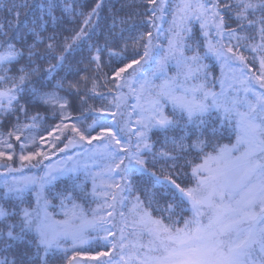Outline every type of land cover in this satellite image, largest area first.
<instances>
[{
    "label": "snow or ice",
    "instance_id": "1",
    "mask_svg": "<svg viewBox=\"0 0 264 264\" xmlns=\"http://www.w3.org/2000/svg\"><path fill=\"white\" fill-rule=\"evenodd\" d=\"M0 3V10L11 16L0 21V122L15 121L10 131L0 134V168L22 172L26 163L35 167L32 161L37 157L41 158L37 164L51 160V149L77 148L79 157L67 155L45 165L39 179L21 175L5 180L0 200L16 202L0 203V246L23 247L11 260L0 259V264H80L78 257L92 251L84 247L89 240L99 243L88 259L108 257L100 264H264V91H257V85L264 90V0H179L172 12L167 49L152 57L150 72L141 61L147 63L150 57L152 31L132 41H145L139 58H126L107 44L93 43L86 60L70 65L65 53L77 41L90 39L86 28L95 10L85 27L61 46L55 35H43L48 23L43 16L19 38L10 37L20 23L19 9L28 5L13 0ZM144 3V23L155 28L165 11L164 0ZM52 7L50 0L49 15ZM130 21L131 17L121 23ZM194 22L199 23L203 40L193 33ZM202 47L205 56L211 54L220 63L219 78L213 76L211 65L203 63ZM241 49L258 54L254 59L259 60V75H251ZM105 53L109 59L118 57L121 66L105 75L101 85ZM80 63L86 67L80 68ZM134 65L140 67L125 75ZM60 71L65 75L56 79ZM101 87L111 96L110 106L93 107L90 100L109 99ZM129 98L134 103L129 104ZM168 105L170 112L165 110ZM77 106L91 114L85 118L91 124L73 120ZM49 117L59 120L48 130L49 136L69 135L60 147L61 136H54L49 150L41 151L46 138L32 132ZM231 135L235 144L220 143ZM13 137L20 142L19 153L14 151ZM193 155L199 163L192 162ZM14 156L18 167L13 166ZM98 161L102 163L97 165ZM158 162L167 167L157 169ZM90 164L100 170H89ZM184 165L191 168L193 187L177 182ZM144 176L151 178L148 188L135 179ZM61 178L66 183L52 193V199L59 200L64 219L55 220L43 192ZM88 179L91 190L85 186ZM37 184L40 191L33 207L25 196ZM169 193L171 198L164 199ZM130 197L134 199L127 204ZM86 203L96 207L86 212ZM185 205L190 218L181 215ZM153 208L167 213L168 223L163 216L153 217L149 210ZM144 236L146 244L140 242Z\"/></svg>",
    "mask_w": 264,
    "mask_h": 264
},
{
    "label": "trees",
    "instance_id": "2",
    "mask_svg": "<svg viewBox=\"0 0 264 264\" xmlns=\"http://www.w3.org/2000/svg\"><path fill=\"white\" fill-rule=\"evenodd\" d=\"M14 3L18 5L27 4V7H22L19 9L21 12L20 15V23L16 29L9 32V36L16 35L19 38L21 33H26L28 27H30L34 20L38 17L43 16L46 21H48L46 25V31L43 35L46 37L48 35H55L57 42L62 46L63 43L68 40L70 41L71 38L77 33L80 28L85 27V20L88 18L89 14L94 15L93 18L87 24V35L90 39L80 40L73 44L71 50H69L66 55V59L68 64L70 65H77L79 61L82 59L87 58L88 56V45L89 44H99L100 46H107L117 52H122L124 57H132L135 56L139 58L142 56L144 51V43L145 41H140L137 44H133L132 41L135 37L139 36L141 33L146 31H152L153 28H149L145 23V17L143 16V12L145 11V3L144 0H51L53 7L51 9V15L48 14V4L50 0H13ZM97 4H99V8H97ZM43 5V10L41 8ZM3 5L0 3V9H2ZM150 7V6H149ZM11 19L10 14L6 10H0V21H3L5 18ZM52 17H55V23H52ZM131 17V21L129 23H121L122 20H129ZM193 33L196 35L198 40H203L200 37L199 28L195 25ZM28 42L32 41V37L28 35L27 37ZM127 43V47L125 48V44ZM245 55H255L256 53H252L250 51H244ZM252 60V59H251ZM250 58L248 59L249 63L252 64ZM55 63V61H52ZM102 62L104 64L100 83L101 85L104 82L105 75H111L113 69L121 66V60L118 57H113L109 59L107 53H105L104 57L102 58ZM124 62H127L125 60ZM254 62V61H253ZM215 63V62H214ZM213 64V63H212ZM80 68H85L86 63H80L78 65ZM47 67V65H45ZM215 68V65H212ZM216 69V68H215ZM89 72L91 69L89 68ZM65 75L64 71H60L57 74L56 79L60 76ZM71 79V76L69 77ZM51 84L54 86L55 80L51 81ZM111 85H109L110 87ZM100 91L105 95H109L107 88L101 87ZM64 95L63 92L60 93ZM109 99L101 101L99 98L90 100L89 103L93 107H101L107 105ZM72 117L73 120L75 119H85L86 117L90 116L91 114L88 112H81L79 106L72 110ZM47 116L48 114L45 113ZM58 119H53L49 117L43 124H41L35 131L32 132L33 136H45L48 134V130L53 128V126L58 122ZM15 123L14 120H4L0 122V134H6L8 131L11 130L12 125ZM91 119H85V125L91 124ZM27 134V133H26ZM177 135V133L175 134ZM157 135H153V139L156 138ZM23 136L21 140H23ZM11 142L14 145L15 151L19 150V143L12 138ZM39 141H37L38 143ZM235 142V135H231L230 137H226L220 140V143L232 145ZM160 145L157 143V146ZM30 148H34L35 145H30ZM207 151H211V149H206ZM146 159H150V157H146ZM190 159L193 163H199V159L196 158L195 155L191 156ZM183 163V162H182ZM161 167H167L166 164L163 162H158L156 164V168L159 169ZM149 168L151 169V164H149ZM155 170V169H152ZM181 176L177 180L178 183H181L182 187H193L195 186V180L191 176V168L188 165H184L181 169ZM157 175H160L157 172ZM80 176V180L84 181L85 179ZM137 184L139 186L148 188L151 185V178L144 176V177H136ZM66 181L61 178L54 182V186L57 190H62ZM89 190H91V184L87 181L85 185ZM167 191V189H162ZM5 190L0 187V194L4 193ZM137 195L141 196V199H144V196L137 192ZM171 193L168 196H165L164 199H170ZM56 204L52 210V215L56 219L63 220L64 217L61 214V210L59 207V200H56ZM16 201L12 199H4L0 200V203L8 204L15 203ZM78 203H83V201H77ZM161 204H163V200H161ZM90 207L89 203L84 204V209L87 210ZM145 207H147V203L145 202ZM188 206L185 205V211L181 213L184 218H190L191 212L187 210ZM152 212L153 217L156 218H163L165 219V223H168L166 217L167 213H160L156 210L149 209ZM179 218V217H176ZM99 242L95 240H90L86 245L85 248L91 249L92 253L95 252L97 249V245ZM23 245H16L14 244L11 248H5L0 246V259L7 258L11 260L14 253H18Z\"/></svg>",
    "mask_w": 264,
    "mask_h": 264
},
{
    "label": "rangeland",
    "instance_id": "3",
    "mask_svg": "<svg viewBox=\"0 0 264 264\" xmlns=\"http://www.w3.org/2000/svg\"><path fill=\"white\" fill-rule=\"evenodd\" d=\"M179 3V0H164V4H165V11L161 14L162 15V19H158L155 21L156 23V27L152 29L153 32V48L150 51V57L147 60V63H144V61L142 60L141 63L144 66V70L145 71H151L152 67L154 66L153 64V60L152 57H157L158 52H162L165 51L167 49V40L168 38H170L171 33L168 31V29L171 26V21H172V12L174 10L175 5ZM197 26L199 28V23L198 22H194L192 30H194V26ZM200 31V28H199ZM200 35V34H199ZM159 36V39H156V37ZM200 37H202L200 35ZM203 39V37H202ZM241 51L244 53V50L241 49ZM205 52L206 49L205 48H201L200 49V55L202 57H205L203 60V63L208 64V65H215L216 69L212 67L213 69V76L216 78H219L221 75V65L220 63L215 59L214 56H212L211 54H208L207 56H205ZM186 55H191V52H186ZM258 54L256 53L255 55H249L250 60L252 61V64L249 63L248 61V56L245 55L247 63L249 68L252 69L251 75L255 76V75H259L260 72V67H259V60L258 59H254V57H257ZM254 61V62H253ZM215 62V63H214ZM213 63V64H212ZM139 65H134L133 69H128L127 72L125 73V75H127L128 73L133 72L134 69L139 68ZM174 67L170 64L169 65V75H173L174 74ZM157 83H160V81H156ZM216 91H219V85L217 84ZM257 91H264L259 89V86L257 85ZM125 92H127V89H125ZM109 96V101L107 103V105H105V107L110 106V101H111V96ZM129 104L134 103V100L132 98H129L128 100ZM166 111L170 112L171 110V105H168V107L165 109ZM59 123V121L57 122ZM176 134V133H175ZM69 134L67 132H64V134L61 136L60 132H56L54 134V136H61V139L59 142H57V147H60L62 145V143H66L65 137L68 136ZM177 135H179V132H177ZM54 136H49L48 134H46L44 137L45 139V144L41 146L40 150L41 151H48L50 148V141L54 140ZM156 138H154V140H156ZM160 139L162 140L163 138L160 137ZM12 143V142H11ZM93 143H96L95 141ZM236 143V137H235V142L233 144ZM232 144V145H233ZM231 146V145H229ZM90 147V146H89ZM157 148L160 147V145H156ZM77 148H69L66 150V152H57L56 149H51V151L49 152V155H51V160H43L41 163L37 164V160H41L40 157H37L35 160L32 161V164L36 165L35 167H32L31 165H28L26 163V166L23 168L22 172H16V173H7L5 172V170L3 168H0V187L3 188L4 190H6L3 185L5 180L11 181L13 178H19L21 175L24 176H28V177H35L37 179H39L40 177H43L45 174V165L48 164H56L57 162L64 160L66 158L67 155H71L76 159H79V157L76 156V152H77ZM6 151H13V150H6ZM15 151V149H14ZM20 149L15 151L17 153H19ZM238 154V153H236ZM13 166L14 167H18L19 166V162L16 158V156L13 157ZM69 163H71V161H69ZM100 163H102V161H98L97 165H99ZM89 170L92 171H99V167L98 166H93V165H89ZM79 175H81L84 179H85V175L84 172L81 171L79 173ZM117 179H119V177H117ZM87 181H89V183L92 185L91 183V179H88ZM55 182V181H54ZM54 182L52 185H48L45 187L43 195L47 196L50 200V204L52 205V207H49L48 211L51 213L52 215V210L54 208V205L56 204L55 199H52V193L56 192V191H60L57 190L54 186ZM99 182V181H98ZM39 185H33L32 186V190H30L28 193H26L25 199L31 203V205L33 207L36 206V194L37 192H39ZM164 191V190H162ZM132 199H134V197H130L128 201H126L127 204H130ZM90 207L85 210L86 212H90L92 209H94L96 207L95 203H89ZM53 216V215H52ZM53 218L55 220H61V219H56L54 216ZM117 226H119V223H117ZM130 231V230H129ZM127 234V232H126ZM130 239H134L132 237H130ZM148 237L144 236L140 238V242L141 243H147ZM90 241V240H89ZM94 254V252L92 253H86V254H82V256L78 257V260L80 262V264H100L101 260H106L108 259V257H101L98 260H90L88 259V256ZM116 253H113V256H115Z\"/></svg>",
    "mask_w": 264,
    "mask_h": 264
}]
</instances>
